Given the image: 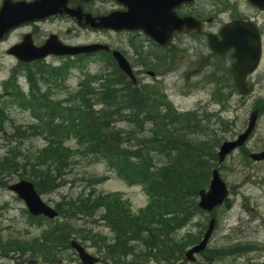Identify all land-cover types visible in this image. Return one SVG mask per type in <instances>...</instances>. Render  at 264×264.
Returning <instances> with one entry per match:
<instances>
[{"label": "trees", "instance_id": "obj_1", "mask_svg": "<svg viewBox=\"0 0 264 264\" xmlns=\"http://www.w3.org/2000/svg\"><path fill=\"white\" fill-rule=\"evenodd\" d=\"M71 66L35 62L23 73L13 72L2 84L0 140L8 148L0 157V186L16 177L30 180L39 194L52 192L66 184L77 156L87 164L102 158L125 183L141 185L150 202L131 213L115 194L98 190L106 176L83 172V191L55 204L57 218L47 223L25 211L30 224L42 227L37 240L18 241L12 247L9 241L3 244L0 240V252H32L59 264L66 259L63 253L71 249L70 238L82 237L97 247L101 241L106 258L114 264L131 254L138 261L176 264L179 251L195 243L198 234L187 232L174 239L172 233L198 212L196 197L217 164L216 148L222 135L210 125L209 113L178 111L157 87L136 86L114 63L105 70L85 73L79 88L59 99L55 90L65 89ZM21 75L27 83L25 90L19 82ZM10 106L18 108L28 121L20 124L10 119ZM34 135L41 136L45 144L32 153H21L20 142L9 145ZM70 136L77 139L75 151L62 144ZM243 162L251 164L246 155ZM244 171L251 172L249 167ZM88 218L106 226L112 237L87 227L82 235L85 227L74 222ZM54 244L61 247L59 255L48 251Z\"/></svg>", "mask_w": 264, "mask_h": 264}, {"label": "rangeland", "instance_id": "obj_2", "mask_svg": "<svg viewBox=\"0 0 264 264\" xmlns=\"http://www.w3.org/2000/svg\"><path fill=\"white\" fill-rule=\"evenodd\" d=\"M232 1V13H230L226 3L223 2L216 4L214 7L207 6L201 11L206 16L214 15L218 10L220 11L217 20L209 24L211 29L226 20L230 14L248 15L243 10L246 7L245 3ZM215 9H217L216 12L212 13ZM25 31V28H18L9 33L6 39L0 43V88L13 72L19 74L18 71H20L23 73L25 66H27L18 63L13 56L6 53V50L12 44L20 40ZM47 31V27H42L35 36L38 38ZM127 38L126 34L118 35V39L123 43H126ZM201 39L202 42L196 36H182L178 47L175 46L170 50L169 61L163 66L166 71L161 75L157 74L155 77H149L145 75L146 73L138 70L137 65H134L135 69L138 70L137 76L141 80L140 82L155 84L180 111L196 110L200 115L209 113L211 115L210 125L217 121L222 122L223 125L220 130L216 127L212 128L216 129L217 132L219 131L223 140L234 138L243 129L254 103H257L256 106L260 108V113L247 142L225 158L220 166L221 177L231 188L232 194H230L231 207L228 210L223 207L217 210L215 233L213 232L214 235L212 234L208 248L204 251L205 256H212L214 260L207 263L199 257L196 263L185 259L182 262L176 261V264H264V163L252 162V164H246L243 162L246 152L264 147V74L261 76V74L256 73L254 78L261 79L259 82L254 83L255 87L252 84L254 87L253 93L242 98L233 90L229 60L212 54L203 43L204 39ZM147 50L154 51L152 48ZM146 54L144 53L143 56L145 57ZM63 61L54 57L45 60L46 63L53 65H58ZM156 62L146 61V64L154 65ZM87 66L89 67L71 70L66 79L65 89L55 90L59 99L64 98L67 92L77 90L78 83L87 69L90 73H96L100 68V65L94 62L88 63ZM146 70H152V68ZM156 70H158V67ZM20 84L26 89L24 78H20ZM255 99L257 100L255 101ZM7 109V116L15 123L25 124L28 121L27 116L18 108L10 106ZM197 135H201V138L205 136L200 133H197ZM19 142L21 153H32L45 144L41 136L34 135L27 137V139L16 140L9 145H18ZM62 144L71 148L70 151H75L76 147L79 146L77 139L73 136L68 137ZM7 148V142L1 139L0 157ZM75 159L77 162L70 166L69 174L66 176V184L52 192L41 194L44 202L55 207V204L62 200V197L75 198L84 189V182L80 180L83 172L106 176L105 180L97 186L98 190L103 193L115 194V197H118L122 201V205L124 203L131 213L146 208L150 202L141 185L125 184L102 158H97L91 164H87L85 158L77 156ZM244 167H249L252 174L246 173ZM18 179L16 177L7 179L6 186ZM6 186H0V240L3 241L1 242L5 244L6 241H9L12 247L18 241L32 242L34 239L37 240L42 227L37 224L32 225L26 220L24 203L10 192ZM207 219L208 217L205 219L204 213L195 214L191 223L183 230H177V234L182 236L187 230L196 232L197 225L203 222L206 223ZM90 220L92 219H81L74 222L76 226L85 227L81 232L82 235L89 230L87 228H90L95 233H103L108 239L112 237V233L106 226ZM224 235H231L227 242L237 239L232 248L220 246L221 236ZM100 238L103 239L104 236ZM72 239H76L89 254L98 256L100 258L99 264H114L113 261L106 258L108 255L101 248V241L97 247L90 239H83L82 237H72ZM49 247V253L54 251L59 255L60 246L56 247L54 244ZM183 250L179 251V257H181ZM63 255L66 259L59 262V264H80L78 257L71 249H68ZM57 261L51 262L48 258L35 255L32 252L21 253L11 249L8 254L0 252V264H57ZM121 263L155 264L149 260L145 261V259L138 261L134 254L124 257Z\"/></svg>", "mask_w": 264, "mask_h": 264}, {"label": "water", "instance_id": "obj_3", "mask_svg": "<svg viewBox=\"0 0 264 264\" xmlns=\"http://www.w3.org/2000/svg\"><path fill=\"white\" fill-rule=\"evenodd\" d=\"M124 5V11H114L107 15L92 17L89 14H75L73 10H67L66 0H2L0 5V40L11 29L24 23L43 20L47 16L62 14L66 12L76 15L78 19H84V24L93 28H109L112 30H140L151 37L160 45H164L174 31H199L200 22L190 16L178 17L174 9L182 3L192 0H116ZM258 8L264 9V0H247ZM208 46L213 51L222 54L230 47L233 48L232 56L235 61L232 63V72L236 87L240 92H245L244 77L252 71L259 60L260 38L256 26L248 21L233 20L224 24L219 30L218 35H207ZM98 48H106L96 44L84 46H69L58 41L55 35H49L44 43L35 46L32 43L30 34H25L22 40L12 45L7 53L12 54L21 61L41 59L48 54L67 55L78 52H89ZM118 67L131 77L134 81L129 64L122 55L114 51ZM258 109H254L249 114L246 128L239 133L233 140L221 143L218 160H223L224 156L234 148L243 144L252 132ZM248 156L255 161L264 160V148L259 151L251 152ZM20 198L29 213L32 215L42 214L48 218H53L56 211L48 204L43 202L40 195L35 191L32 182L21 179L8 186ZM198 205L210 211L214 206L222 202L226 207L230 206V198L225 183L218 174L217 169L212 170V176L207 190L199 191ZM214 219L211 218L208 227L197 244H194L185 252V257L193 260V254L203 250L211 230ZM70 245L75 249L82 264H94L98 261L97 257L91 256L75 240L70 241Z\"/></svg>", "mask_w": 264, "mask_h": 264}, {"label": "flooded vegetation", "instance_id": "obj_4", "mask_svg": "<svg viewBox=\"0 0 264 264\" xmlns=\"http://www.w3.org/2000/svg\"><path fill=\"white\" fill-rule=\"evenodd\" d=\"M237 1L245 3L246 7L243 8V10L248 15L230 14L226 20L222 21L218 26L215 25L212 29L209 24H211L212 21L217 20L220 11L218 10L217 13H215L217 10L215 9L212 11V13H215L214 15L207 16L201 13V11L204 8H207V6L214 7L216 4L223 2L226 3L230 13H232V0H197L187 5L178 6L175 11L178 16L191 15L202 22V29L200 32L188 34L190 36H196L199 40H201V42V38L205 39L207 32H218L217 30L219 26L228 20L240 18L251 20L254 24H256L260 36L261 55L258 67L254 70V72L247 74L245 77L247 88L251 90L253 86L255 87L254 83L259 82L261 79L254 78L256 73L261 74V76L264 74V10L250 5L245 0H235V2ZM64 8L67 10H73L75 14H89L92 17L107 15L114 11H124L126 9L124 5L118 3L116 0H66ZM184 8L186 9L184 10ZM75 14L70 15L66 12H63L62 14L57 13L55 15L48 16L44 20L29 23L22 28H25L26 31L31 34L35 45L42 44L46 37L50 34H55L59 41L70 46H83L88 44L106 45V49H99L92 53H80L66 58L81 60L84 58L87 59L89 56H96L99 60L105 61V59L111 58V52L113 50H118L128 60L134 69L135 74H138V70L143 73H147L145 75L152 72L153 75H151V77H154L155 74L161 75V73L166 71L163 66H165L169 61L170 50L175 46L178 47L181 43L180 38L186 35L184 33H174L172 39L162 47L140 31H114L106 28H93L84 24V19H78ZM42 27H47L48 31L37 38L35 34L37 35ZM120 34H126L128 36L126 43H123L118 39V35ZM129 38H133V40L131 41ZM140 45H143V47L138 50H134V48ZM150 48L154 51L147 50ZM230 52L231 50L227 51L223 56L218 57H224L231 62L232 58L230 56ZM144 53H147L145 57L143 56ZM135 59L136 61H134ZM146 61H149L150 63H152V61L157 62L154 65H149L146 64ZM134 65H137L139 69H135ZM157 67L158 70H156ZM146 68H152V70H146ZM229 72L231 79L233 80L230 67ZM227 240H229V237H221L220 245H234V242L237 239L228 242ZM200 256L203 257L201 253L197 254L196 259H199Z\"/></svg>", "mask_w": 264, "mask_h": 264}, {"label": "bare ground", "instance_id": "obj_5", "mask_svg": "<svg viewBox=\"0 0 264 264\" xmlns=\"http://www.w3.org/2000/svg\"><path fill=\"white\" fill-rule=\"evenodd\" d=\"M58 217V216H57ZM47 221V223H48V220H46ZM71 239V238H70ZM5 253V252H4ZM239 254V253H238ZM237 255V254H236Z\"/></svg>", "mask_w": 264, "mask_h": 264}]
</instances>
